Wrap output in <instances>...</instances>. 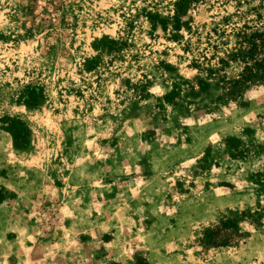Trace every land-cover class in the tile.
Masks as SVG:
<instances>
[{
	"label": "rangeland",
	"instance_id": "obj_1",
	"mask_svg": "<svg viewBox=\"0 0 264 264\" xmlns=\"http://www.w3.org/2000/svg\"><path fill=\"white\" fill-rule=\"evenodd\" d=\"M263 58L264 0H0V264H264Z\"/></svg>",
	"mask_w": 264,
	"mask_h": 264
},
{
	"label": "trees",
	"instance_id": "obj_2",
	"mask_svg": "<svg viewBox=\"0 0 264 264\" xmlns=\"http://www.w3.org/2000/svg\"><path fill=\"white\" fill-rule=\"evenodd\" d=\"M174 18V20L176 21V22H178V19H177V17H173ZM166 19H164L163 20V22L165 21ZM163 22H161V23H163ZM264 59V58H263ZM263 59H260L259 61H257V65L258 66H260L261 68H262V71H264V61H263ZM221 225L225 228V229H233L234 227H236L237 228V225L233 222V221H231V220H229V222H222L221 223ZM217 234H219V229H217V230H215V231H211V232H209L207 235V237H209L210 238V240L211 239H213V237H215ZM226 236L228 235V234H225Z\"/></svg>",
	"mask_w": 264,
	"mask_h": 264
}]
</instances>
